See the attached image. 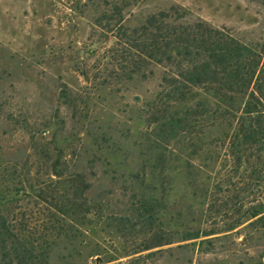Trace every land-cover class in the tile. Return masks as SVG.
I'll return each instance as SVG.
<instances>
[{
  "label": "rangeland",
  "instance_id": "obj_1",
  "mask_svg": "<svg viewBox=\"0 0 264 264\" xmlns=\"http://www.w3.org/2000/svg\"><path fill=\"white\" fill-rule=\"evenodd\" d=\"M163 14L264 41L262 0H0V264H18L3 258L15 237L49 249L47 264H264V213L230 230L256 189L224 155L210 172L215 136L195 161L186 156L197 139L177 145L186 158L166 171L164 191L155 185L160 221L140 217L170 67L141 57L134 39ZM78 175L90 213L70 245L57 206ZM192 232L201 237L182 239ZM157 238L171 244L145 250Z\"/></svg>",
  "mask_w": 264,
  "mask_h": 264
},
{
  "label": "trees",
  "instance_id": "obj_2",
  "mask_svg": "<svg viewBox=\"0 0 264 264\" xmlns=\"http://www.w3.org/2000/svg\"><path fill=\"white\" fill-rule=\"evenodd\" d=\"M170 18L163 14L148 19L141 30L144 33L134 39L135 49L141 57L170 67L163 79L169 106L161 112L157 140L151 146V189L139 200L138 210H143L140 217L152 225L160 221L162 210L156 194L159 189L155 185L164 191L166 171L186 157L195 161L205 149L204 139L209 134L215 136L212 142L216 149L214 167L210 172L217 170L220 157L224 155L232 162L235 172L243 170L247 173L246 191L252 195V190L256 189L257 203L248 208L243 221L231 226L230 230H234L264 213V41L248 43L203 21L180 22L185 17L177 16L169 22ZM181 138L182 142H178ZM194 138L197 141L192 147L193 155H180L177 145ZM173 142L177 143L176 148L170 150ZM75 182L70 187L72 196L67 199L65 207L62 204L57 206V211L70 219L71 225L65 230L70 245L78 237L77 217L90 213L83 197L88 187L79 185L84 182L80 175L76 176ZM55 225L58 233L54 245L57 246L64 229L60 228L59 221ZM5 235L6 226L2 221V249L6 248ZM209 235L212 234H204ZM200 237L199 232H192L182 239L190 241ZM15 239L14 251L3 258L15 259L18 264L48 263L49 249L40 246V250H36L32 243L25 244L18 237ZM157 239L145 250L171 244L162 238Z\"/></svg>",
  "mask_w": 264,
  "mask_h": 264
},
{
  "label": "water",
  "instance_id": "obj_3",
  "mask_svg": "<svg viewBox=\"0 0 264 264\" xmlns=\"http://www.w3.org/2000/svg\"><path fill=\"white\" fill-rule=\"evenodd\" d=\"M100 261V260H99Z\"/></svg>",
  "mask_w": 264,
  "mask_h": 264
}]
</instances>
